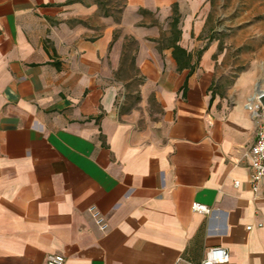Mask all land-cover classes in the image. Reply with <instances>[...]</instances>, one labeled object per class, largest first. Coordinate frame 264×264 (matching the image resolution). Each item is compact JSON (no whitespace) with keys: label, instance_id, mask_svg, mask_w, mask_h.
Segmentation results:
<instances>
[{"label":"crops","instance_id":"crops-1","mask_svg":"<svg viewBox=\"0 0 264 264\" xmlns=\"http://www.w3.org/2000/svg\"><path fill=\"white\" fill-rule=\"evenodd\" d=\"M150 3L126 0L119 25L88 0H0V264H195L214 246L222 264H264L244 159L260 88L213 94L182 35L196 65L178 70L159 32L126 21ZM125 36L143 78L132 110L114 76Z\"/></svg>","mask_w":264,"mask_h":264},{"label":"rangeland","instance_id":"rangeland-1","mask_svg":"<svg viewBox=\"0 0 264 264\" xmlns=\"http://www.w3.org/2000/svg\"><path fill=\"white\" fill-rule=\"evenodd\" d=\"M88 1L96 2L100 12L113 23H123L126 0ZM158 1L159 6L153 8L141 6L142 11H126V21L134 22L136 33L145 27L159 32L161 37L169 36L176 5L184 46L194 53L198 63L214 70L213 94L239 98L247 92L246 87L254 86L264 91V0ZM122 34L123 29L117 28L115 36ZM161 45L158 43L157 47ZM136 46L135 40L125 36L120 66L114 74L122 83L118 102L125 104L127 110L140 108L138 90L143 78L139 76L135 61L132 62Z\"/></svg>","mask_w":264,"mask_h":264},{"label":"built area","instance_id":"built-area-1","mask_svg":"<svg viewBox=\"0 0 264 264\" xmlns=\"http://www.w3.org/2000/svg\"><path fill=\"white\" fill-rule=\"evenodd\" d=\"M264 91H258L251 98V108L253 115L257 120L255 130V139L252 145L244 154L246 165L249 169V183L251 190L255 195L262 193L264 195ZM261 111V112H260ZM193 210L209 213L210 209L203 205L194 203ZM89 212L101 231L108 228L106 218L96 209L89 207ZM250 229V226L247 227ZM229 259V253L226 249L220 246L210 247L206 250L204 257L195 264H222ZM65 258L60 254H51L46 258V264H64ZM177 264V263H175Z\"/></svg>","mask_w":264,"mask_h":264},{"label":"trees","instance_id":"trees-1","mask_svg":"<svg viewBox=\"0 0 264 264\" xmlns=\"http://www.w3.org/2000/svg\"><path fill=\"white\" fill-rule=\"evenodd\" d=\"M143 10V9H139ZM106 16V15H105ZM179 23V15L177 13L176 5L173 7V19L170 24V32L169 36L161 37L158 42H160L161 48H171L172 56L177 62V69H189L192 71L196 65V63H192V54L188 52L186 48L182 47L179 42L181 40L182 31L178 26ZM133 40V39H132ZM199 58V57H198ZM135 61V58L132 57V62Z\"/></svg>","mask_w":264,"mask_h":264},{"label":"bare ground","instance_id":"bare-ground-1","mask_svg":"<svg viewBox=\"0 0 264 264\" xmlns=\"http://www.w3.org/2000/svg\"><path fill=\"white\" fill-rule=\"evenodd\" d=\"M258 91H263V90H258ZM250 99V98H249Z\"/></svg>","mask_w":264,"mask_h":264}]
</instances>
